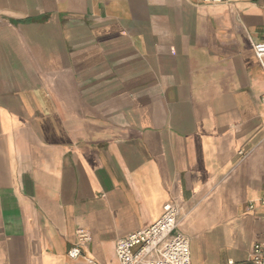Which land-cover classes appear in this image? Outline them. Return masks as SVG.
Here are the masks:
<instances>
[{
    "label": "crops",
    "instance_id": "obj_1",
    "mask_svg": "<svg viewBox=\"0 0 264 264\" xmlns=\"http://www.w3.org/2000/svg\"><path fill=\"white\" fill-rule=\"evenodd\" d=\"M251 40L264 0H0V264H118L168 201L191 264H246L264 242Z\"/></svg>",
    "mask_w": 264,
    "mask_h": 264
},
{
    "label": "built area",
    "instance_id": "obj_2",
    "mask_svg": "<svg viewBox=\"0 0 264 264\" xmlns=\"http://www.w3.org/2000/svg\"><path fill=\"white\" fill-rule=\"evenodd\" d=\"M251 46L263 65L264 41L251 40ZM261 99L264 101V93ZM261 202L264 203V192ZM180 214L175 203L165 202L162 214L156 221L117 239L114 251L118 264H191L189 239L177 230ZM76 239L77 244L67 251L73 259L80 256V246L89 242L91 235L86 229L80 228ZM87 263L94 264V261L88 258ZM228 263L233 262L229 260ZM246 264H264V242L254 243Z\"/></svg>",
    "mask_w": 264,
    "mask_h": 264
}]
</instances>
